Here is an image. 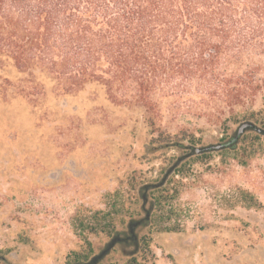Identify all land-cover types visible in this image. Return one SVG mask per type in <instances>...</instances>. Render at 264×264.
<instances>
[{"label": "rangeland", "instance_id": "374dc122", "mask_svg": "<svg viewBox=\"0 0 264 264\" xmlns=\"http://www.w3.org/2000/svg\"><path fill=\"white\" fill-rule=\"evenodd\" d=\"M261 68L256 78L264 80ZM4 74L18 76L7 64ZM252 94L217 118L201 115L199 100L178 116L172 108L184 103L159 100L158 121L173 134L182 125L194 131L181 145H166L146 128L142 106L116 105L96 86L73 96L49 93L39 105L5 99L0 88V264H89L98 257L97 264H264V207L228 202L243 188L264 206V85ZM245 122L263 132L247 131L237 153L195 154L229 143ZM244 137L263 144L247 164ZM161 183L180 193L183 212L171 224L180 231L156 232L148 222ZM115 191L129 212L114 235L82 232V220L106 209L105 195Z\"/></svg>", "mask_w": 264, "mask_h": 264}, {"label": "trees", "instance_id": "16d2710c", "mask_svg": "<svg viewBox=\"0 0 264 264\" xmlns=\"http://www.w3.org/2000/svg\"><path fill=\"white\" fill-rule=\"evenodd\" d=\"M259 57L263 60L256 64ZM6 64L18 76L4 74ZM263 65L264 0H0V88L5 99L12 95L39 105L49 93L73 96L96 86L116 105L142 106L144 124L161 144L181 145L194 131L182 125L173 134L158 121L159 100L184 103L172 108L177 116L190 113L199 100L206 107L201 115L217 118L261 89L264 80L256 74ZM234 138L222 150H235L241 137ZM243 140L241 158L247 164L263 144L259 138ZM155 188L147 218L151 228L180 231L171 225L183 212L177 203L180 193L163 183ZM105 197L110 200L106 209L83 219L82 232L114 235L117 220L129 208L120 191ZM228 202L232 208L264 207L243 188ZM84 239L91 252V242ZM149 240L145 238L146 245ZM128 264L139 263L132 258Z\"/></svg>", "mask_w": 264, "mask_h": 264}, {"label": "water", "instance_id": "95a60500", "mask_svg": "<svg viewBox=\"0 0 264 264\" xmlns=\"http://www.w3.org/2000/svg\"><path fill=\"white\" fill-rule=\"evenodd\" d=\"M247 130H256L259 133L262 132V129L261 128H257L254 123L245 122L238 128L234 140H238L241 136H243L247 132ZM226 146L227 145L219 144V145H211V146H207V147H203V148H196L195 149V154L196 155H200L201 153H204V152L222 150Z\"/></svg>", "mask_w": 264, "mask_h": 264}]
</instances>
